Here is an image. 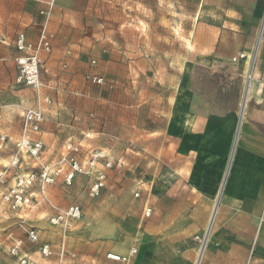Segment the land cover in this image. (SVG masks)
Instances as JSON below:
<instances>
[{
  "label": "rangeland",
  "instance_id": "374dc122",
  "mask_svg": "<svg viewBox=\"0 0 264 264\" xmlns=\"http://www.w3.org/2000/svg\"><path fill=\"white\" fill-rule=\"evenodd\" d=\"M201 2L0 0V40L11 43L17 51L16 60L0 61V125L9 128V136H3L0 144V170L9 169L6 182L0 183V264H21L10 255L11 235L22 241V254L30 257L29 264H72L86 249L89 230L113 225L130 229L122 226L126 221L133 223L132 230H119L117 244L131 242L137 249L138 241L129 235H134V218L140 203L148 197L141 190L140 180L149 170H156V156L162 146L160 137L156 140L150 136V126L155 125L157 114L168 102V77H177L179 71L166 64V57H176L173 54L177 55L179 49L161 40L152 44L151 35L162 39L180 37L178 27L183 29L190 23L192 29L193 15L199 12ZM26 11L30 14L29 27ZM44 33L51 47L46 50L42 46L38 54L43 85L26 86L19 80L17 59L32 57ZM22 35L28 48L20 50ZM150 46H158V51ZM74 52L88 63L80 79H44L58 71L57 63L67 70ZM156 53L159 64L152 61ZM90 75L103 77V84L93 83ZM40 101L45 111L43 124L60 107L62 130L57 131L56 145L54 140L46 145L34 138L42 131L31 133L30 140L43 145L34 155L29 146L18 148L16 137L21 133V138L26 110L37 107ZM158 125L163 126L162 122ZM15 156L20 163L12 166ZM75 162L80 171H74ZM45 171L54 182L42 189L41 175ZM32 176L35 181L26 187V205L13 209L4 201V194L19 177L28 180ZM72 207L79 208V218L64 214ZM59 214L64 219L54 224L52 220ZM143 222L137 227L139 231L144 228ZM29 229L38 233V243L28 239ZM194 241L193 264L202 247ZM43 244L51 245L53 256L41 255ZM62 250L63 260L59 257ZM136 258L137 254L130 262H115L134 264Z\"/></svg>",
  "mask_w": 264,
  "mask_h": 264
},
{
  "label": "crops",
  "instance_id": "0c3cea01",
  "mask_svg": "<svg viewBox=\"0 0 264 264\" xmlns=\"http://www.w3.org/2000/svg\"><path fill=\"white\" fill-rule=\"evenodd\" d=\"M201 1L192 29L190 23L178 27L180 37L171 39L151 35L152 44L161 40L179 49L166 57L167 66L179 71L168 77V102L150 126L162 146L156 170L140 180L148 197L129 235L137 249L117 244L121 232L132 230L131 221L122 225L130 229H88L86 249L72 264H118L108 255L128 257L133 249L134 264H193L194 238L208 227L200 264H264V0ZM29 21L26 11L27 27ZM242 53L247 59L235 62ZM156 55L152 61L159 64ZM16 58L15 47L0 40V61ZM82 58L74 52L67 70L57 63L58 71L44 79H80L88 67ZM49 116L34 138L56 145L60 107ZM6 134L9 128L0 125V144Z\"/></svg>",
  "mask_w": 264,
  "mask_h": 264
},
{
  "label": "built area",
  "instance_id": "2783aa9c",
  "mask_svg": "<svg viewBox=\"0 0 264 264\" xmlns=\"http://www.w3.org/2000/svg\"><path fill=\"white\" fill-rule=\"evenodd\" d=\"M52 38V36H51ZM25 39L24 36L22 35L18 41V48L20 50L27 49V43L26 45L24 44ZM50 40L44 33L41 37L40 44L38 47V50H36L35 54L32 57L29 58H18L17 62L20 68V77L19 80L24 83L26 86H31L35 88H40L43 84L41 82L40 78V59L38 57L39 51L41 47L43 46L44 49L50 50ZM242 59H247V55L242 53L239 55V57L234 58V61H240ZM95 63V61H93ZM89 78L92 80L93 83L95 84H103L104 79L100 76L97 75H90ZM252 78V73L250 72L248 74V80H251ZM45 102H48V99H45ZM42 102L40 101L39 105L34 108H29L26 110L24 114V123H23V129H22V135L21 138L16 141V144L18 148L22 150V148H26L29 146V148L32 151V154L36 155L42 148V143L37 141L33 142L30 140L29 135L31 133H40L42 131V124L45 120V111L42 108ZM20 160L18 156H15L13 161H12V166H17L19 165ZM74 171H80L79 165L77 162L74 164ZM9 172V169H4L0 170V183L4 184L6 182L7 174ZM41 183H42V189H44V186L47 183H52L54 182V179L45 171L42 175ZM70 176V178H72ZM35 177H29L28 180H26V177H19L17 179V182L13 187H11V190L8 193H5L3 196V199L5 202H8L13 209H21L23 206L26 205V187H30L33 182L35 181ZM44 193V191H43ZM152 210L147 209L145 211V216L148 218L151 216ZM69 217L72 218H79L80 216V211L79 208L72 207L68 212L64 213ZM64 219V215H58L57 218L53 219L52 222L54 224L59 223L60 220ZM27 235L28 239L33 242V243H38L39 242V235L34 229H29L27 230ZM208 231L203 235V236H197L196 240L202 244V248L205 246L206 241L208 240ZM13 240L11 247L9 249L10 255L12 257H16L21 261V264H29L30 263V257L28 255L22 254V241H20L18 238L13 237V235L10 236ZM200 250V252H201ZM41 255L44 258H49L53 256L54 252L50 244H43L40 248ZM137 254V250L133 249L128 257H121L118 255H108V258L114 261H121V262H130L131 259ZM60 259L63 260L65 257V250H62L61 253L59 254Z\"/></svg>",
  "mask_w": 264,
  "mask_h": 264
},
{
  "label": "bare ground",
  "instance_id": "6f19581e",
  "mask_svg": "<svg viewBox=\"0 0 264 264\" xmlns=\"http://www.w3.org/2000/svg\"><path fill=\"white\" fill-rule=\"evenodd\" d=\"M209 230H210V228H208V231ZM207 244H208V241H206L205 246L202 248L201 252L199 253L198 259H197L195 264H200L202 256H203V253H204V250H206ZM112 255H114V254H112Z\"/></svg>",
  "mask_w": 264,
  "mask_h": 264
}]
</instances>
